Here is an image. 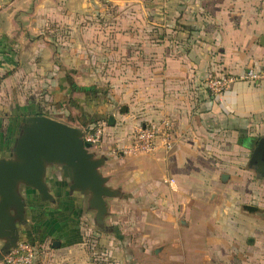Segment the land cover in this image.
Segmentation results:
<instances>
[{
  "label": "crops",
  "instance_id": "0c3cea01",
  "mask_svg": "<svg viewBox=\"0 0 264 264\" xmlns=\"http://www.w3.org/2000/svg\"><path fill=\"white\" fill-rule=\"evenodd\" d=\"M98 9L114 11L107 28L99 27ZM55 26L71 29L59 48ZM263 37L264 0H0V156L10 154L28 115L83 129L107 122L104 150H90L108 156L102 171L124 195L108 200L98 229L117 232L109 219L120 201L130 230L140 233L143 264H264V173L252 163L264 139ZM104 54L111 58L104 67L124 73L112 101L94 74ZM250 70L259 77L245 79ZM218 74L233 79L215 96L206 82ZM118 104L121 112L109 113ZM149 123L170 128V148L160 137L152 152L112 153ZM66 188L67 196L55 194L64 219L83 210L94 217ZM74 197L84 208L71 207ZM48 205H29L21 238L71 247L70 232L56 238L39 221ZM40 251L38 258L50 253Z\"/></svg>",
  "mask_w": 264,
  "mask_h": 264
},
{
  "label": "water",
  "instance_id": "95a60500",
  "mask_svg": "<svg viewBox=\"0 0 264 264\" xmlns=\"http://www.w3.org/2000/svg\"><path fill=\"white\" fill-rule=\"evenodd\" d=\"M261 43L264 45V37ZM113 122L114 117L110 116L109 124ZM84 136L82 127L45 114L28 115L22 120L10 154L0 156L2 255L17 247L22 228H30L26 189L36 190L43 203L55 204L56 195L49 180L53 171L61 172L70 193L84 198L87 210L94 212L96 225L106 226L108 200L123 197L124 193L109 185L110 177L102 171L108 156L91 151L92 145ZM252 163L264 173V139L255 149ZM54 245L60 243L56 241Z\"/></svg>",
  "mask_w": 264,
  "mask_h": 264
},
{
  "label": "rangeland",
  "instance_id": "374dc122",
  "mask_svg": "<svg viewBox=\"0 0 264 264\" xmlns=\"http://www.w3.org/2000/svg\"><path fill=\"white\" fill-rule=\"evenodd\" d=\"M97 11L99 12L97 13L95 11L96 12L95 17L99 21L100 24L99 27H101V29L107 28L106 23L110 19L111 15L114 14L113 13L114 11H112V9L111 11L109 10L110 12L108 10H102V9L100 10L98 9ZM69 31H71V29L67 26L54 27L53 34H55L56 48L60 47L59 39L61 37L67 36V34H69ZM61 41H63V39H61ZM100 44H102L101 46L106 47L105 45L106 41H103ZM104 51L107 52V49H105ZM107 59L109 60L111 58L105 54L103 56H99V59L97 60L99 61L101 66L95 69L96 72L94 74L99 79L98 83L99 85H101L100 86L101 87L100 89H102L101 92H103V94H106V96L109 93L108 96L111 100V97L113 96L111 91V88L113 87V83H115V81L116 82L122 81V76L124 73L112 69L113 65L109 67H104L105 64L107 66L108 63ZM110 95L112 96L110 97ZM122 106H123L122 104H118V106L113 108L112 111H110L109 113L115 111L117 114H119L122 110L121 109ZM52 114L54 116H59L60 111L56 110ZM4 138L6 137L4 136ZM119 154L120 153H118V155ZM50 179H52L50 180V184L52 187H54L53 188L54 192L56 195H58L57 197L60 198V195H62L63 197L67 196L65 193H63L65 191V187H67L66 186L67 182L64 181L63 178H61L60 171H56L53 174V176H51ZM27 192L31 194L34 193L35 196L34 198L31 197L32 200L29 205H33L35 203L41 202L40 195L36 190L26 189L25 190L26 197H27ZM76 198L74 197L73 200L67 198V202L72 201L73 206L71 207L73 208L76 205ZM56 202L57 204L55 203L54 207L53 206L50 207L52 205L50 204L48 205V208L47 207L45 208L44 210L45 212L42 213V216L41 215L38 216L41 217L40 219L35 217L37 211H34V214H31V220L37 221L39 219V221L41 222L43 221V225L47 227L51 226L50 228L53 229V233L51 234L53 235L56 234L55 235L56 238L61 237L60 234H62V232L60 234L58 232L63 230H64L63 232L68 231L71 233L72 239L74 241L71 243V247L64 248L63 250L60 251L53 250L51 246V242L46 245V247L48 248H44V246L39 248V251L41 249L40 253H42L43 251H48L50 253L49 255H46V253L43 252L41 255H43L44 257L42 258L39 256L38 261L35 264H62L63 260H66L68 256L70 258L69 260L70 262L68 264H143L144 256L142 255L140 251L141 249L139 248L138 245L140 233L135 232L134 230H130V226H131L129 225L130 220L126 218L124 219V216H128V215H127V209L124 206L123 202L115 201L113 204V210L115 211L114 212L115 214L111 219H109V223L113 226L114 225L119 226V229L117 230V232H109V233L98 229L95 224L93 215L91 213H87L85 210H83L78 217L75 215V212L72 211L73 213H71L69 210V213L74 214L75 216L73 217L72 215H68V218L65 220L64 219L65 215L63 214L64 209L59 210L61 206L60 201L56 199ZM64 203H65V199H64ZM37 205L38 207H40V203ZM80 207L84 208L83 203L78 208ZM53 238L54 237H52V239ZM42 241H39L38 239L34 242H36L38 244L37 246L40 247L39 244ZM75 242H78V244L73 245L75 244ZM43 259L46 260L43 261Z\"/></svg>",
  "mask_w": 264,
  "mask_h": 264
},
{
  "label": "built area",
  "instance_id": "2783aa9c",
  "mask_svg": "<svg viewBox=\"0 0 264 264\" xmlns=\"http://www.w3.org/2000/svg\"><path fill=\"white\" fill-rule=\"evenodd\" d=\"M243 77L245 79H257L259 75L250 70ZM232 79V77L226 74L213 75L208 79L207 87L213 95L219 96L228 88ZM105 127L106 122H101L85 128V141L103 151V146L106 143L105 139L108 136ZM160 137L165 141L166 147L170 148L171 132L167 125L162 128L160 125L154 123L142 124L133 132L132 144L129 147L124 149L117 147L112 149V153H149L156 149ZM38 255L39 247L35 243L27 238H20L17 247L0 257V264H35Z\"/></svg>",
  "mask_w": 264,
  "mask_h": 264
},
{
  "label": "trees",
  "instance_id": "16d2710c",
  "mask_svg": "<svg viewBox=\"0 0 264 264\" xmlns=\"http://www.w3.org/2000/svg\"><path fill=\"white\" fill-rule=\"evenodd\" d=\"M92 90V88L90 87V88H87V91H91ZM2 255H0V257H1Z\"/></svg>",
  "mask_w": 264,
  "mask_h": 264
}]
</instances>
